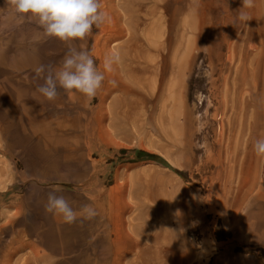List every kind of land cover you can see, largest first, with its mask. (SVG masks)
<instances>
[{
	"label": "rangeland",
	"instance_id": "374dc122",
	"mask_svg": "<svg viewBox=\"0 0 264 264\" xmlns=\"http://www.w3.org/2000/svg\"><path fill=\"white\" fill-rule=\"evenodd\" d=\"M169 1L101 0L111 22L94 26L86 38L72 43L88 50L102 71L105 54L113 47L120 50L121 62L110 73L116 78L119 74L120 83L109 90L105 102L116 106V117L109 115L100 127H92V154L84 147L74 163H53L42 160L41 152L26 146L22 136L57 121L62 109L70 125L67 131L89 132L90 114L83 112L98 111L99 99L63 91V101H48L37 92L44 81L34 69L40 64L58 66L68 44L46 36L34 21L0 0V193L6 195L2 213L14 215L22 204L19 218L25 212L62 219L45 210L48 192L55 191L78 215L83 205H91L97 214L98 208H106L113 217L122 215L128 236L144 249L160 245L166 222L187 216L178 230L202 252L194 264H264V242L257 241L247 225L239 228L249 221L248 207L259 198L264 176L249 182L253 189L246 196L249 185L238 165L224 168L218 181L212 178L216 168L207 157L222 133L225 140L238 133L245 138L253 133L254 140L264 135V0H254L249 9H241L242 0H193L188 9L184 0L175 18L166 6ZM241 10L247 21L239 19ZM212 39L223 41L216 52ZM245 79L255 92L244 91L239 111L232 98L238 92L235 83ZM126 87L134 93L126 94ZM139 152L159 156L169 167L142 161ZM17 154L23 158L18 169ZM6 169L10 172L2 176ZM108 230L112 239L120 238L118 227L109 225ZM2 237L3 244L10 239ZM139 250L133 248L115 264H143ZM29 252L24 248L13 261ZM150 253L144 264H168ZM51 257L56 259L55 254Z\"/></svg>",
	"mask_w": 264,
	"mask_h": 264
},
{
	"label": "bare ground",
	"instance_id": "6f19581e",
	"mask_svg": "<svg viewBox=\"0 0 264 264\" xmlns=\"http://www.w3.org/2000/svg\"><path fill=\"white\" fill-rule=\"evenodd\" d=\"M158 1L161 2L163 0ZM183 1L170 0L166 4L174 18L180 12ZM185 1L186 7L192 9L194 6L193 0ZM155 5L157 8L159 2H156ZM230 35L228 34L224 39H227ZM222 42H217L215 39H212L210 45L216 52V49L221 47ZM219 54L217 53L218 56ZM238 73L244 72L239 71ZM116 76L117 78L110 73H105L103 86L98 90L96 95L100 103L99 110L93 109L91 112H83L85 115L90 114L91 121L86 123L89 132L72 135L69 130L67 131L70 125L65 118L66 110L62 109L58 113L59 118L57 121H49L46 128L33 129L30 134L22 136V139L26 141V146L29 145L37 149L41 152L42 160H46V162H50L49 160H51L53 163L54 161L63 160L74 163L84 147H87L90 150L89 153L92 154V127H100L109 115L116 117V114L114 115L116 106L114 104L108 107L105 105L109 90L120 83V79H118L120 75L116 74ZM109 81H114L115 83H109ZM235 88L238 92H235L236 97L232 99L237 103L238 110L241 111L243 105L242 107L240 106L243 103L242 96L244 91L253 90L255 92V87L250 86L247 79H245L236 82ZM132 92L131 89L126 87V94ZM135 92L140 93L139 91ZM228 96L229 89L226 91L224 101L225 99L228 100ZM63 98L64 92L60 90V94L55 101H63ZM22 107L26 114L29 115L31 113V110L25 104ZM77 120L75 119V121ZM87 120H89V117ZM251 129H255V126L251 127ZM253 135V133H249L248 138H245L243 134L238 133L231 140L230 138L225 140L223 138L224 133L221 134L218 144L207 151L210 166L216 168L212 173L213 179H218L219 181L225 174L223 172L224 168H233L236 165H238L240 177H243L244 184L249 185L250 181L256 182L260 176H264V157L256 156L252 145L257 138L254 140ZM223 152L227 154L225 159L221 157V153ZM19 157V154H17V169L23 159H19ZM6 170L8 171L2 173V176H7L10 172L9 169ZM14 176L15 173L12 179ZM20 177L23 181L25 180L23 174H20ZM252 184L250 183L245 191L246 196L251 194L253 189ZM5 196L4 193H0V264H115L117 260L127 256L133 248L140 249L137 255L142 259L143 264L145 263L147 255L151 254L150 252L157 259L161 260L163 258L168 264H194V260L202 255V252H197L196 248L186 241L178 230L179 226L183 224V221L188 219L187 216L185 218L175 219V221L166 222L167 229L160 240V245L152 249H144L138 239L133 240V238L128 236L123 216L118 215L117 217H113L112 213L107 211L106 208L102 210L98 208V214L92 219L82 218L81 215H78L77 221L69 224L64 222L63 218L59 219L57 216L49 214L42 215L39 213L37 217L24 212L23 217L19 218L17 214H20L23 210L22 204L19 206V212L14 213V215L9 216L8 214H4L2 213V201L5 199ZM258 196L259 198L248 207L250 211L248 214L249 221H241L242 223H240L239 228L243 229L247 225L249 231L254 233V238L259 242H264V179L261 182L260 194ZM17 225L21 226L22 229H17ZM109 225L120 229L121 233L119 232V234L121 236L118 240L112 239L111 232L108 230ZM173 225L176 226L172 228ZM103 227L105 228L104 231L102 230ZM201 228L204 230L203 234L207 235L203 221H201ZM2 236L10 237L6 244H3ZM40 245L47 248L50 253L42 251L39 247ZM24 248L30 250L29 254L25 255L24 258L22 256L18 260L13 261V257L24 250ZM51 254H55L56 259L51 257ZM222 264L235 263L231 260H223Z\"/></svg>",
	"mask_w": 264,
	"mask_h": 264
},
{
	"label": "clouds",
	"instance_id": "9594fccd",
	"mask_svg": "<svg viewBox=\"0 0 264 264\" xmlns=\"http://www.w3.org/2000/svg\"><path fill=\"white\" fill-rule=\"evenodd\" d=\"M6 5L18 15L34 21L46 36L68 44V51L58 66L40 64L34 69L36 77L44 81L37 87V92L48 101L55 100L60 90L65 93L76 91L91 100L103 86L105 73H111L113 66L120 64L121 52L116 47L105 54L102 71L88 50L78 49L72 43L86 38L94 26L99 28L111 22V16L102 10L101 0H6ZM253 6L254 0H242L241 9ZM239 19L247 21V13L241 10ZM252 147L257 157H264V137L257 139ZM45 210L61 215L69 224L78 219L77 211L68 200L55 191L48 192ZM96 214L91 205H83L80 209V215L87 219L94 218Z\"/></svg>",
	"mask_w": 264,
	"mask_h": 264
},
{
	"label": "trees",
	"instance_id": "16d2710c",
	"mask_svg": "<svg viewBox=\"0 0 264 264\" xmlns=\"http://www.w3.org/2000/svg\"><path fill=\"white\" fill-rule=\"evenodd\" d=\"M139 155H141L140 159L142 161L144 160H152V161H155V162H158L166 167H169V165L167 164V162H165L162 158H160L159 156H155V155H150V154H143V152H139ZM176 173L180 174L179 171L175 170Z\"/></svg>",
	"mask_w": 264,
	"mask_h": 264
}]
</instances>
